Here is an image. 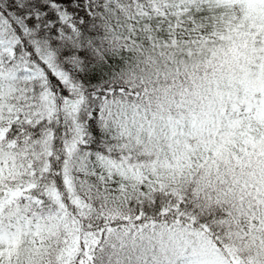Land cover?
I'll return each instance as SVG.
<instances>
[{"label":"snow or ice","instance_id":"1","mask_svg":"<svg viewBox=\"0 0 264 264\" xmlns=\"http://www.w3.org/2000/svg\"><path fill=\"white\" fill-rule=\"evenodd\" d=\"M0 264H264V0H0Z\"/></svg>","mask_w":264,"mask_h":264}]
</instances>
